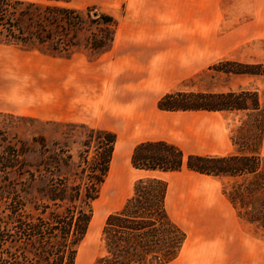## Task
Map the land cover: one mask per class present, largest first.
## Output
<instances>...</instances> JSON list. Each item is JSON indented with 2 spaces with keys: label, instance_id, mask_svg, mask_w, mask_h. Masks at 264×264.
<instances>
[{
  "label": "rangeland",
  "instance_id": "rangeland-1",
  "mask_svg": "<svg viewBox=\"0 0 264 264\" xmlns=\"http://www.w3.org/2000/svg\"><path fill=\"white\" fill-rule=\"evenodd\" d=\"M166 2L172 3L178 11L179 21L173 23L174 27L192 35L191 40L198 49L199 60H202L191 76L167 85V92L255 91L259 105L257 108L249 106L246 109L223 111L160 110L152 116L135 119L137 127L133 131L121 127L108 128L116 133L118 141L121 135L125 139L130 138V141L127 145L123 144L122 159L114 166L110 162L99 195L90 205L92 217L77 247L74 264H94L98 258L109 255L104 232L106 217L121 210L127 200L134 196L136 183L147 177L156 178L167 185L165 206L176 222L185 220L189 211H204V207L235 212L247 247L253 248L260 241L264 247V75L229 73L216 67L226 61L264 64V0ZM68 5L83 11V27L70 29L46 26L52 32V43L59 47L58 53L82 52L92 57L93 52L106 46L109 39L106 32L101 30L103 25L92 23L91 19L96 18L99 12H104L112 15L119 24L124 13V1L71 0ZM4 53L0 51V54ZM248 104H251L250 98ZM3 113L0 112V262L18 264L32 258L34 249L27 239L17 235L19 229L15 226L16 222L8 218L11 209H18L33 217H45L52 212L60 213L63 209L60 202L50 198L52 194L47 183L51 179H63L67 175L66 168L57 162V168L45 171L43 165L38 163L42 159L39 154L40 142L43 140L49 151L45 154H60V149H66V153L75 155L84 130L75 124L28 121L17 115ZM158 139L178 145L184 153L257 155L262 165L256 173L234 176L203 175L185 167L176 172L133 168L130 154L134 145L140 141ZM20 147L26 148L23 158L29 165L25 168L29 173L25 172L24 178L16 162L21 159L20 155L16 156V150ZM9 149L15 152L12 154L13 151ZM9 163H14L15 169L3 167ZM22 180L30 181L25 186L21 184ZM170 230L164 225L161 233L169 236ZM178 232L177 238L182 237V234L185 238V232L180 229ZM118 242H114L117 245L114 250L118 249ZM154 255L149 254L145 264H158L157 259L152 258ZM157 255L163 264H167V252L159 251Z\"/></svg>",
  "mask_w": 264,
  "mask_h": 264
},
{
  "label": "trees",
  "instance_id": "trees-1",
  "mask_svg": "<svg viewBox=\"0 0 264 264\" xmlns=\"http://www.w3.org/2000/svg\"><path fill=\"white\" fill-rule=\"evenodd\" d=\"M71 0H0V44L15 45L22 49H38L53 56L68 57L72 53H58L59 47L51 40V31L46 26H64L70 29L83 27V11L68 4ZM62 3V4H61ZM88 10V9H87ZM86 15L89 17L87 11ZM92 23L102 24L109 42L92 55L104 52L110 47L117 27V20L110 14L99 12ZM22 23H25L23 26ZM45 48H42V47ZM224 72L264 75V64H242L221 62L216 65ZM248 98L251 104H248ZM258 95L255 91L203 92L177 90L163 94L157 101L161 111H223L257 108ZM4 114V113H3ZM13 116L11 114H6ZM28 121H40L31 117L16 116ZM58 123V122H53ZM69 124V123H58ZM84 130L78 142L76 153L45 154V143L41 144L42 159L38 160L43 169L57 168V162L66 168L67 175L60 180L51 179L49 187L54 201L60 202V213L29 216L18 209H11L8 215L16 222L17 235L27 239L34 249L33 257L18 264H74L77 247L85 236L91 217V203L98 197L100 188L109 172L114 146L115 132L109 129L75 124ZM36 141V139H35ZM12 154L15 152L9 149ZM16 156L19 170L24 178L28 163L24 160L27 150L20 147ZM49 152V151H48ZM11 153V152H10ZM133 168L144 171L176 172L185 167L203 175H240L256 173L262 165L257 155L228 154L210 155L184 153L178 145L167 140H144L134 145L130 154ZM15 169L14 163L3 165ZM24 167V170H23ZM29 173V172H28ZM31 175V174H30ZM31 180V179H30ZM29 180V181H30ZM22 180V185H27ZM25 190V188H22ZM167 185L156 178H143L135 185L134 196L124 207L108 214L104 232L107 235L109 255L98 258L94 264H145L149 254H156L158 264H163L157 253L167 252L166 262L177 254L182 237L177 238L181 227L170 217L165 206ZM167 225V234L161 229ZM183 232V230H182ZM119 233V234H117ZM118 242V249L114 250ZM27 243V242H26ZM28 244V243H27ZM114 244V245H113ZM117 252V254L115 253ZM0 264H11L7 261Z\"/></svg>",
  "mask_w": 264,
  "mask_h": 264
},
{
  "label": "crops",
  "instance_id": "crops-1",
  "mask_svg": "<svg viewBox=\"0 0 264 264\" xmlns=\"http://www.w3.org/2000/svg\"><path fill=\"white\" fill-rule=\"evenodd\" d=\"M123 1L112 45L92 57L0 44L6 52L0 54V112L133 131L135 119L160 111L157 101L166 86L191 76L202 60L192 35L174 27L179 18L172 3ZM120 138L126 145L130 141ZM197 210L181 222L168 212L186 236L167 264H264L261 241L247 247L235 212Z\"/></svg>",
  "mask_w": 264,
  "mask_h": 264
},
{
  "label": "bare ground",
  "instance_id": "bare-ground-1",
  "mask_svg": "<svg viewBox=\"0 0 264 264\" xmlns=\"http://www.w3.org/2000/svg\"><path fill=\"white\" fill-rule=\"evenodd\" d=\"M123 144L126 145L125 143H123L122 139L120 138L118 143L115 145L114 156H113V159L111 161V166H114V164L117 163L118 160L120 161L122 159V157H123V153H122Z\"/></svg>",
  "mask_w": 264,
  "mask_h": 264
}]
</instances>
